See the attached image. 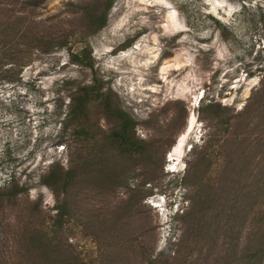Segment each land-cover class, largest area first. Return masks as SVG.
Wrapping results in <instances>:
<instances>
[{"label": "rangeland", "instance_id": "rangeland-1", "mask_svg": "<svg viewBox=\"0 0 264 264\" xmlns=\"http://www.w3.org/2000/svg\"><path fill=\"white\" fill-rule=\"evenodd\" d=\"M89 1L35 0L33 5L29 0H0V52L26 55L37 36L81 29L70 3ZM142 1L115 0L108 24L73 45L72 51L78 52L90 44L94 68L73 62L66 47L34 49L16 81L0 79V187H8L16 176L28 188L1 203L0 264H63L62 257L85 264H145L147 254H171L180 237L175 215L188 206L182 178L194 150H200L214 130L200 106L215 100L236 113L261 86L264 0ZM140 43L142 54H134L137 66L131 60L118 61ZM94 78L119 96L120 105L139 123L137 136L155 144L156 159L164 167H151L141 175L146 165L131 162L120 181L98 174L103 170L100 163L83 171L68 189L71 221L54 240L60 246L55 253L34 239L52 230L51 220H43L57 212L56 195L42 179L54 161L68 166L69 159L84 155L95 161L103 157L97 150L78 151L72 131L66 139L75 146L73 153L59 142L70 95ZM90 115L109 132L112 121L94 107ZM253 119L263 128L264 99ZM172 138L184 145L179 159L174 146L169 147ZM259 144L248 152L264 156V143ZM253 164L255 170H264L259 158ZM115 165L125 167L121 161ZM261 181L264 184V175ZM138 193L140 199L125 210L128 199ZM222 206L213 220L203 215L201 225L212 220L218 226L220 219L232 233ZM252 222L248 217L246 226ZM224 224L218 231L220 244H201L189 252L190 261L222 264L218 261L224 258L222 245L229 234Z\"/></svg>", "mask_w": 264, "mask_h": 264}, {"label": "trees", "instance_id": "trees-1", "mask_svg": "<svg viewBox=\"0 0 264 264\" xmlns=\"http://www.w3.org/2000/svg\"><path fill=\"white\" fill-rule=\"evenodd\" d=\"M114 2L115 0H90L82 4L71 2L70 4L79 10L70 12L76 16L74 18L78 20V23L80 22L79 25L83 26V29L65 28L57 35L37 36L28 46L26 55L13 54L4 45L2 48L6 50L0 52V79L7 82L16 81L21 70L31 61L28 53H32L34 49L49 52L66 47L71 51L73 62L94 68L93 50L89 43L78 52H73L72 47L76 42H84L90 31L100 30L108 24ZM29 3L36 4L35 0H29ZM260 71L264 72V67ZM104 89L103 81L94 78L92 83L79 86L76 92L70 95L69 109L62 121L64 135L59 141L73 153L75 146L70 145L66 139V133L72 131L76 136L78 151L97 150L103 154V157L95 161L90 156L84 155L77 160L69 159L68 166L54 161L42 179L56 195L57 212L43 220V222L51 220L52 230L34 239L37 245L53 249L55 253L60 251V246L54 240L71 221L72 207L68 189L77 182L83 171L87 172L88 168L100 163L103 165V170H97L98 174L106 179L120 181L129 171L131 162L146 165L147 170L142 171L141 175L148 174L152 168L164 167V163L156 159L155 144L137 136L136 128L139 123L120 105L119 96L112 89L106 91ZM263 99L264 77L260 88L236 113L215 100L204 102L200 106L201 116H207L204 120L209 122V128L214 130L210 131L202 148L194 150L188 162L187 173L182 178L187 191L185 199L188 206L175 215L179 222L180 237L173 242L171 254L160 253L156 256L147 254L145 264H198L196 261H190L189 252L195 251L201 244L212 245V247L220 244L218 231L224 222L219 219L216 226L212 220L217 218L222 205L224 215L231 222L232 233L227 229L228 223L224 224V229H227L229 234L222 245L225 251L224 258L218 262L264 264V203L260 204V200L264 199V184L261 181L264 170L259 172L252 168L255 167L253 162L258 161L259 158L262 163L264 156L248 152L253 150L254 145L259 146V143H264V126L262 128L253 119ZM93 107L113 122L108 133L94 122L90 115ZM186 117L185 110L183 122L179 123L181 128L185 125ZM99 132L103 136H100ZM170 142V148L175 146L176 138H172ZM119 161L125 167L117 169L115 164ZM27 191V186L13 176L8 187H0V206L6 197H17ZM139 199L140 193L131 196L125 210L132 202ZM119 215L120 212H116V216ZM203 215L208 216V219L212 218L211 223L201 225L200 219ZM250 216L253 217V226L247 227L246 223ZM200 232L204 234L200 235ZM61 259L63 264H85L76 258L62 257Z\"/></svg>", "mask_w": 264, "mask_h": 264}, {"label": "bare ground", "instance_id": "bare-ground-1", "mask_svg": "<svg viewBox=\"0 0 264 264\" xmlns=\"http://www.w3.org/2000/svg\"><path fill=\"white\" fill-rule=\"evenodd\" d=\"M142 3H148V0H143ZM179 28V27H178ZM146 51V50H145ZM143 52V45L140 43L138 46L135 47V50L131 53H127V54H123L122 56L119 57L118 61H133V64L135 66H137V63L134 61V54H142ZM148 53V52H146ZM139 63V62H138ZM183 143L179 142L176 143L175 146L173 147V154L177 155L178 158L175 159H179V157L183 156V151H184V145H182ZM185 153V152H184Z\"/></svg>", "mask_w": 264, "mask_h": 264}]
</instances>
